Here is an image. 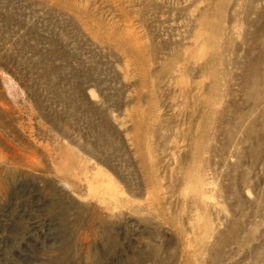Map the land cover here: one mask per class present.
<instances>
[{
    "label": "rangeland",
    "instance_id": "obj_1",
    "mask_svg": "<svg viewBox=\"0 0 264 264\" xmlns=\"http://www.w3.org/2000/svg\"><path fill=\"white\" fill-rule=\"evenodd\" d=\"M0 264H264V0H0Z\"/></svg>",
    "mask_w": 264,
    "mask_h": 264
},
{
    "label": "bare ground",
    "instance_id": "obj_2",
    "mask_svg": "<svg viewBox=\"0 0 264 264\" xmlns=\"http://www.w3.org/2000/svg\"><path fill=\"white\" fill-rule=\"evenodd\" d=\"M95 178H102L103 180V182H102V188L104 189V191L102 192V193H105L106 195L108 194L110 197H113L114 198V196L116 195V193L118 192L117 191V189H116V187L117 186H115V182H113V180L110 178H106V177H108L109 175H107L106 177H105V174L102 172V170H100L99 168H98V170H96L95 172H94V175H93ZM110 177V176H109ZM105 178H106V180H105ZM88 182H89V186H90V188L91 189H93L94 187V183H93V181L92 180H88ZM95 187H97V186H95ZM101 195V194H100ZM117 196V195H116ZM116 196H115V198H116ZM102 197H104V196H102ZM109 197V198H110Z\"/></svg>",
    "mask_w": 264,
    "mask_h": 264
}]
</instances>
